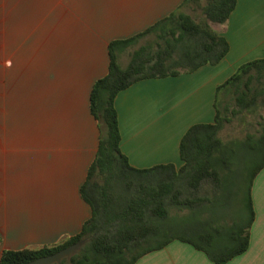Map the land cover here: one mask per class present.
<instances>
[{
	"label": "crops",
	"instance_id": "0c3cea01",
	"mask_svg": "<svg viewBox=\"0 0 264 264\" xmlns=\"http://www.w3.org/2000/svg\"><path fill=\"white\" fill-rule=\"evenodd\" d=\"M183 1L0 0V256L80 233L91 216L80 189L100 139L90 95L108 72V45L145 31ZM211 27L229 44L218 64L117 94L120 149L132 167L178 170L184 133L214 122L216 88L241 65L264 59V0H237L228 21ZM251 199L249 247L226 264H264V167ZM135 264L214 263L174 240Z\"/></svg>",
	"mask_w": 264,
	"mask_h": 264
},
{
	"label": "trees",
	"instance_id": "16d2710c",
	"mask_svg": "<svg viewBox=\"0 0 264 264\" xmlns=\"http://www.w3.org/2000/svg\"><path fill=\"white\" fill-rule=\"evenodd\" d=\"M236 2L184 0L180 8L145 31L109 43L108 72L94 83L90 95L100 139L80 189L91 216L79 234L50 247L3 251L0 264H26L82 239H87L85 245L60 264H135L174 240L192 245L214 264H226L247 251L254 220L251 186L264 167V117L258 123V136L244 137L252 157L243 169L245 198L234 217L222 216L220 210H226L235 194L232 159L235 147L243 145L241 138L225 141L222 133L232 118L244 122L247 114L264 108V86L259 81L264 59L241 65L216 88L214 122L192 125L184 133L179 143L183 165L178 170L173 164L144 170L132 167L120 149L114 106L117 94L134 83L218 64L228 54L229 44L211 24H225ZM185 8L199 11L202 18L195 19ZM147 36L152 38L130 52L123 67L119 55ZM255 80L259 87L253 86ZM230 93L234 95L231 109L222 104ZM178 220L187 225L183 234L173 232Z\"/></svg>",
	"mask_w": 264,
	"mask_h": 264
},
{
	"label": "rangeland",
	"instance_id": "374dc122",
	"mask_svg": "<svg viewBox=\"0 0 264 264\" xmlns=\"http://www.w3.org/2000/svg\"><path fill=\"white\" fill-rule=\"evenodd\" d=\"M189 14L193 15V17L197 20H200L202 18L199 11L191 12L188 11ZM152 36H147L143 39H141L136 45L133 47H130L126 49L120 56H121V62L123 65H126L129 60V53L132 52L134 49L138 48L140 45L145 44L148 40H150ZM254 74V73H253ZM262 85L264 86V75L259 80ZM253 86H258V81H253ZM233 99L234 95L232 93L226 94L222 100V104L226 105L231 109L233 106ZM264 117V108L259 107L251 114H247L244 118V122H241V119L239 118H232L231 122L226 125L225 130L222 133V137L225 141L228 140H236V139H242V147L237 146L235 147V157L232 159V172L236 175L235 179V186L233 191V198H231L228 207L226 210L222 213V210H220V215L227 216V217H234L238 212V206L245 198V184L241 183L243 176L245 174L244 167L246 166V160L250 159L252 155L250 154V151L247 146H245L246 139L244 138L247 134H251L253 137L258 136L259 132V126L258 123L261 121V118ZM244 138V139H243ZM238 141V140H237ZM247 145V144H246ZM260 161V159L256 160ZM239 189L237 190V188ZM182 218V216H180ZM179 218V219H180ZM196 221H199L195 219ZM178 227L174 229V233L183 234L184 230L183 228L187 226L185 222L182 220H178Z\"/></svg>",
	"mask_w": 264,
	"mask_h": 264
},
{
	"label": "water",
	"instance_id": "95a60500",
	"mask_svg": "<svg viewBox=\"0 0 264 264\" xmlns=\"http://www.w3.org/2000/svg\"><path fill=\"white\" fill-rule=\"evenodd\" d=\"M87 239H82L54 254L37 258L26 264H60L64 259L70 258L85 245Z\"/></svg>",
	"mask_w": 264,
	"mask_h": 264
}]
</instances>
